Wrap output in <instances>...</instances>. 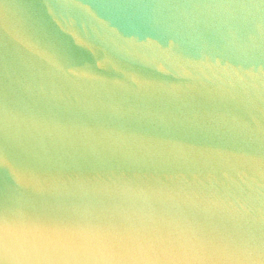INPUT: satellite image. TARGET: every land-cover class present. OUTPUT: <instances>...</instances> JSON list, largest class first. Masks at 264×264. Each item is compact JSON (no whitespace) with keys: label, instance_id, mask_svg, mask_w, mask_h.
<instances>
[{"label":"water","instance_id":"1","mask_svg":"<svg viewBox=\"0 0 264 264\" xmlns=\"http://www.w3.org/2000/svg\"><path fill=\"white\" fill-rule=\"evenodd\" d=\"M264 264V0H0V264Z\"/></svg>","mask_w":264,"mask_h":264},{"label":"clouds","instance_id":"2","mask_svg":"<svg viewBox=\"0 0 264 264\" xmlns=\"http://www.w3.org/2000/svg\"><path fill=\"white\" fill-rule=\"evenodd\" d=\"M105 264H113V262H105ZM114 264H119V262H114ZM133 264H156L155 261H135ZM196 264H204L203 261H197Z\"/></svg>","mask_w":264,"mask_h":264}]
</instances>
